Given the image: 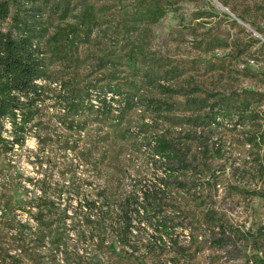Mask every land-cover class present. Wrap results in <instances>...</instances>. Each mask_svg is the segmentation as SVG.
Wrapping results in <instances>:
<instances>
[{"label": "rangeland", "instance_id": "1", "mask_svg": "<svg viewBox=\"0 0 264 264\" xmlns=\"http://www.w3.org/2000/svg\"><path fill=\"white\" fill-rule=\"evenodd\" d=\"M16 1L30 8L26 0ZM35 1L49 23L59 15L50 12L53 3L68 9L64 22L77 21L82 7L92 5L99 26L71 60L48 56L51 81L23 143L10 144L9 123L0 129V264H56L63 257L62 243L51 245L48 238L21 251L16 223L36 227L31 215L37 209L29 214L24 206L40 195L32 182L44 179V187L54 190L75 175L83 193L109 195V185L118 189L153 176L145 135L164 127L180 144L187 141V119L205 111L192 106L193 99L228 103L230 116L220 127L204 129L211 131L205 137L212 149L200 157L192 146L193 164L180 176L184 190L173 189L188 217L184 235L192 264H264V198L253 192L264 184L245 140L253 124L239 112L247 98L251 110L264 111V0ZM153 10L160 14L156 19L148 14ZM109 84L120 86L119 103L102 90ZM72 88L90 95L76 114L64 106ZM66 197L52 195V208L42 210L53 237L71 222L62 216ZM214 223L221 237L230 235L231 246L213 244Z\"/></svg>", "mask_w": 264, "mask_h": 264}, {"label": "trees", "instance_id": "2", "mask_svg": "<svg viewBox=\"0 0 264 264\" xmlns=\"http://www.w3.org/2000/svg\"><path fill=\"white\" fill-rule=\"evenodd\" d=\"M26 2L30 3V8L21 7L16 0H0V129L6 131L4 124L9 123L12 146L23 143L29 125L38 114V103L45 98V83L51 81L48 56L59 62L71 60L78 46L87 43L99 26L92 5L82 7L77 21L64 22L68 9L61 3H53L50 12L59 15L55 23H49L35 0ZM148 14L152 19L160 16L155 10ZM103 89L118 97L110 100L120 102L123 94L119 85L109 84ZM89 97L87 91L84 94L72 88L64 101L65 109L76 114L82 111V103ZM250 100L241 101L239 112L243 121L253 124L245 140L254 150L256 171L264 184V111L251 110ZM132 104L127 105V110L134 108ZM191 104L198 111H205L187 119L191 128L187 131V141L180 144L178 136L164 127L150 137L145 135L144 146L155 170L151 177L131 179L118 189L109 185V195L99 191L83 193L82 187L75 185V175L54 190L44 187V179L31 181L40 195L24 206L29 214L37 209V213L31 215L36 227L32 230L29 221L16 223L21 251L48 238L51 245L54 242L63 245V257L56 264H192L193 253L184 235L188 217L182 200L173 189L184 190L180 176L193 164L189 160L192 146L200 157L210 151L214 143H209L205 137L211 131L205 130L220 127V121L230 116V110L228 103L193 99ZM169 111L170 107L165 109ZM80 184L84 185V181ZM253 192L264 198V188ZM52 195L67 196L69 205L62 216L63 220L69 218L71 221L70 225L64 222L63 234L55 237L46 232L49 226L42 213L52 208ZM75 197L76 206L71 203ZM68 210H72L71 216ZM0 212L1 217L5 216V212ZM216 229L219 230L220 225L214 223L211 229L213 244L218 248L231 246L230 235L221 237L223 234ZM69 230L74 232V237Z\"/></svg>", "mask_w": 264, "mask_h": 264}]
</instances>
